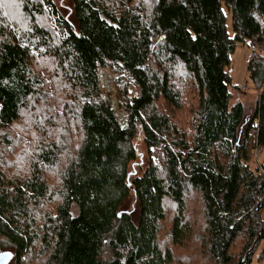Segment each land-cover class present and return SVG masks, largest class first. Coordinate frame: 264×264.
Here are the masks:
<instances>
[{"label": "trees", "instance_id": "obj_1", "mask_svg": "<svg viewBox=\"0 0 264 264\" xmlns=\"http://www.w3.org/2000/svg\"><path fill=\"white\" fill-rule=\"evenodd\" d=\"M68 2L0 5L9 264H264V0Z\"/></svg>", "mask_w": 264, "mask_h": 264}, {"label": "rangeland", "instance_id": "obj_2", "mask_svg": "<svg viewBox=\"0 0 264 264\" xmlns=\"http://www.w3.org/2000/svg\"><path fill=\"white\" fill-rule=\"evenodd\" d=\"M54 3L56 4V6L58 7L59 11L63 14L69 17L70 15V3L68 2V0H53ZM226 25H227V31L229 34H231V27H230V19L229 16H227V20H226ZM251 53V49L245 45V44H238L234 51L232 52L230 58V65L227 69L229 77H230V84L231 86H234L236 88H244L245 91V95L243 94H234L232 101H237V100H241L242 102H244L248 108L253 107L254 102L256 100V89L254 88L252 81L249 79L248 74H247V59L249 57ZM116 76L112 75V74H108L105 71H101L99 74V83L101 88L111 96L112 99V106L113 108L116 110L118 118L122 119L125 115L123 113H120L118 111V100L116 98V92L114 89V80H115ZM111 82L112 85V90L109 91L107 86H106V82ZM107 91L111 92L108 93ZM131 93L133 95H135V92L132 91L131 89ZM26 119H27V115L26 113L23 114L22 119L20 120L21 124H26ZM40 138V136H38ZM74 207V208H73ZM72 214H76V210H75V205L72 206ZM263 218H264V213H263ZM0 251H8L6 248H2V250ZM196 263V262H195ZM199 263H201V260L199 261Z\"/></svg>", "mask_w": 264, "mask_h": 264}, {"label": "water", "instance_id": "obj_3", "mask_svg": "<svg viewBox=\"0 0 264 264\" xmlns=\"http://www.w3.org/2000/svg\"><path fill=\"white\" fill-rule=\"evenodd\" d=\"M108 93H111L107 91ZM13 259V254L10 251H0V264H9Z\"/></svg>", "mask_w": 264, "mask_h": 264}, {"label": "snow or ice", "instance_id": "obj_4", "mask_svg": "<svg viewBox=\"0 0 264 264\" xmlns=\"http://www.w3.org/2000/svg\"><path fill=\"white\" fill-rule=\"evenodd\" d=\"M0 5H4L10 9H18V0H0ZM43 51V49H41Z\"/></svg>", "mask_w": 264, "mask_h": 264}, {"label": "bare ground", "instance_id": "obj_5", "mask_svg": "<svg viewBox=\"0 0 264 264\" xmlns=\"http://www.w3.org/2000/svg\"><path fill=\"white\" fill-rule=\"evenodd\" d=\"M106 86H107V88H108V90L109 91H111L112 90V85H111V82H106Z\"/></svg>", "mask_w": 264, "mask_h": 264}]
</instances>
